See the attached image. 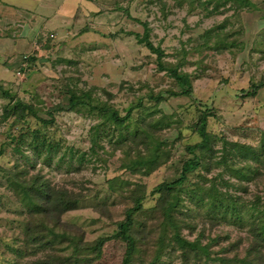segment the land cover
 <instances>
[{
    "label": "rangeland",
    "instance_id": "374dc122",
    "mask_svg": "<svg viewBox=\"0 0 264 264\" xmlns=\"http://www.w3.org/2000/svg\"><path fill=\"white\" fill-rule=\"evenodd\" d=\"M250 1L255 9H235L225 0H0V39L24 36L30 44L19 58L0 56V67L13 72V79L0 81V86L33 105L39 118L48 121L44 125L31 116L22 121L6 117L9 99L0 92V264H38L50 258L65 264L74 255L67 244L60 249L26 246V194L12 176L16 172H38L52 185L85 194L76 210L62 216V223L77 227L86 242L106 239L101 258L93 264H121L125 243L113 222L123 220L130 206L127 196L136 185L145 186L143 210L136 217L150 237L157 236L158 195L149 193L162 182L176 180L185 161L203 157L186 150L201 141L195 127L203 116L217 152L213 162L219 160L224 141L264 154V88L249 95L264 78V0ZM10 3H20L24 10ZM145 31L152 45L162 50L163 65L189 76L190 93H181L169 73L159 68L157 56L138 42ZM23 55L36 60L19 80L15 73L21 71ZM69 90L90 95L121 117L128 108L141 106L122 128L87 108L55 112L50 118L46 112L66 105ZM143 129L149 150L159 144L161 155L158 166L146 175L145 167L131 171L129 166L145 159L149 150L134 149L126 140ZM33 131L46 137L50 152L39 147L36 153L28 147ZM203 155L210 160L208 153ZM231 160L209 171L203 166L194 169L182 185L181 234L208 245L209 259L203 256L194 264H219L212 261L215 257L243 259L250 225L264 210V175L238 186L237 168L245 165L232 166ZM197 184L218 187L224 195L221 205L209 208L205 196L200 200ZM229 196L240 197L235 212ZM100 206L111 220L96 211ZM240 238L233 249L230 244ZM153 241L139 245L135 264L154 261ZM154 264L184 263L181 252L168 247Z\"/></svg>",
    "mask_w": 264,
    "mask_h": 264
},
{
    "label": "trees",
    "instance_id": "16d2710c",
    "mask_svg": "<svg viewBox=\"0 0 264 264\" xmlns=\"http://www.w3.org/2000/svg\"><path fill=\"white\" fill-rule=\"evenodd\" d=\"M225 1L227 3L231 2L232 7L235 9H255L254 4L250 0ZM226 2L224 4H226ZM138 37L139 36H137V38ZM138 42L143 44L150 52L157 56L159 68L169 73L174 82L182 89L181 93L187 94L191 92L192 86L189 76L180 72L177 67L168 68L163 65L161 62L163 52L160 48H156L152 45L148 39L147 31H145L143 37L140 38ZM23 56L22 60L27 63V68H31L32 63L36 59L28 57L24 60ZM252 88L253 91L249 94L251 96L254 95L258 89L264 88V78L253 85ZM0 92L9 99L8 106H6L4 110L6 117H14L15 120L22 121L25 120L26 117L31 116L40 120L44 125L48 123V121L39 118L38 110L35 109L33 105L18 99L14 94L3 90L1 86ZM67 93L69 98L67 99L66 105H56L46 112L50 118L55 112H80L87 108L90 113L94 114L97 112L96 116L102 117L105 121H109L113 125L122 128L128 122L133 110L141 106L138 104L128 108L126 115L121 117L118 111L113 110L107 104L101 102L95 103L88 94H77L71 90ZM157 99L160 98L157 97ZM195 131L200 135L201 141L186 147V150L189 154L193 155H195V151H199L203 157L194 156L192 160L185 161L181 167L179 177L176 180L162 182L149 193L151 196L158 195L156 207L157 210H159L161 219L158 224L159 233L157 236L150 237L149 233L146 232L144 228L140 227V223L136 217L143 210L142 202L147 196L145 186L136 185L127 196V199L130 200V206L124 210L123 220L113 222L117 228L119 239L125 243V251L121 264H135L137 260L136 257L141 251L139 245H148V240L150 238L154 240L153 242L155 245V258L150 264H154L156 260L158 261L161 253L168 247H171L174 252H181V258L184 264H194L196 261H201L203 256L209 259V252L206 247L208 245L203 246L198 240L190 241L181 234L180 222H182V220L178 218V215L181 214L180 206H183L181 193L184 191L182 185L187 180V174L201 166L204 168L207 167L209 171L212 169L213 165H227V160L229 158L232 159V166L245 165V167L237 168L241 175L238 186H241L243 181L253 180L259 177V175H264V154H258L253 147L248 145L224 141L221 147L222 154L219 160L213 162L212 159L216 156L217 152L211 142V136L206 132L205 116L200 119L195 127ZM29 138L30 142L27 143V145L34 152L38 153L39 147L45 149L46 152L51 151V144L47 142L45 136L40 138L37 131L31 132ZM126 140L134 143V149H138L139 146H142L149 150L148 144L150 140L148 138V132L144 129L142 132H135L132 136L127 135ZM25 141L26 140H23L22 143H25ZM149 152V155L145 159L134 161L132 165L129 166V169L134 171L137 166L145 167L147 170L143 171L145 175L153 171L158 166L159 159L161 158L159 154V144L155 145ZM204 152L210 155V160L206 161V156L203 155ZM1 155L2 151H0V156ZM251 161L257 165L252 166V164L249 163ZM27 175L28 172L26 169L12 175L22 186L26 194L24 205L28 210L29 217L25 234L26 246L49 247L52 249L54 246H57V248L60 249L64 244H67L66 246L72 247L74 255L66 258L65 264H93L98 261L101 258L102 248L106 239L97 238L94 241L86 242L83 239L82 231L75 226L66 225L61 221L64 214L77 209L79 203L86 198V195L82 192L69 190L63 186L52 185L38 172L31 176ZM253 176L254 178H250ZM227 184L228 182H226V185ZM197 188H199L203 195L200 197V200L203 201L205 196L210 203L209 208L211 209L224 200L222 199V196H224L223 193L213 184L209 187L197 184ZM244 190L246 189L244 188ZM227 199L231 204V211H237L235 205L240 202V197L229 196ZM96 211L111 220L110 214L106 212L103 206L98 207ZM258 214L260 217L257 222L250 225V239L244 258L238 259L237 255H235L232 258L215 257L212 261L219 264H264V210L258 211ZM57 228H61L63 231L57 232ZM67 231L75 232V236L68 234ZM226 239H229L228 235H226ZM242 240L243 239L240 238L236 242L230 244V246L236 250V247ZM38 264H57V262L50 258L45 261L41 260Z\"/></svg>",
    "mask_w": 264,
    "mask_h": 264
},
{
    "label": "crops",
    "instance_id": "0c3cea01",
    "mask_svg": "<svg viewBox=\"0 0 264 264\" xmlns=\"http://www.w3.org/2000/svg\"><path fill=\"white\" fill-rule=\"evenodd\" d=\"M9 6L18 10H24L20 3L8 4ZM29 41L23 36L18 39L8 40L0 39V56L4 59L19 58L22 54L29 50ZM13 79V72L7 67H0V81H11Z\"/></svg>",
    "mask_w": 264,
    "mask_h": 264
},
{
    "label": "built area",
    "instance_id": "2783aa9c",
    "mask_svg": "<svg viewBox=\"0 0 264 264\" xmlns=\"http://www.w3.org/2000/svg\"><path fill=\"white\" fill-rule=\"evenodd\" d=\"M36 50H38V47H36ZM29 56L28 55H24L23 56V59L24 60H26L27 58H28ZM21 71L20 70H18L16 73H15V76L17 77V79H22L23 77H24V72L26 71V69H27V63L25 62V61H23L22 63H21ZM23 72V73H22Z\"/></svg>",
    "mask_w": 264,
    "mask_h": 264
}]
</instances>
